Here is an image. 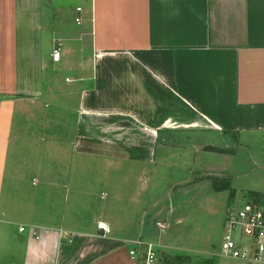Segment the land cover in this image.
Here are the masks:
<instances>
[{
	"label": "crops",
	"instance_id": "crops-1",
	"mask_svg": "<svg viewBox=\"0 0 264 264\" xmlns=\"http://www.w3.org/2000/svg\"><path fill=\"white\" fill-rule=\"evenodd\" d=\"M214 128L264 131V0H0V263L138 264L83 175Z\"/></svg>",
	"mask_w": 264,
	"mask_h": 264
},
{
	"label": "rangeland",
	"instance_id": "rangeland-1",
	"mask_svg": "<svg viewBox=\"0 0 264 264\" xmlns=\"http://www.w3.org/2000/svg\"><path fill=\"white\" fill-rule=\"evenodd\" d=\"M58 65L51 69L63 78L71 75ZM82 74L89 78L88 66ZM212 116L222 117L218 109ZM163 138L152 162L124 161V168L116 162L106 183L90 172L83 175L90 179L86 189L107 193L94 199L98 206L109 205L116 233L152 244L156 264H256L223 256L221 245L228 213L249 202L251 191L262 193L258 202L264 204V131L168 130ZM99 164L97 170L107 168ZM19 247L12 236L0 241V262L12 256L17 261Z\"/></svg>",
	"mask_w": 264,
	"mask_h": 264
},
{
	"label": "built area",
	"instance_id": "built-area-1",
	"mask_svg": "<svg viewBox=\"0 0 264 264\" xmlns=\"http://www.w3.org/2000/svg\"><path fill=\"white\" fill-rule=\"evenodd\" d=\"M52 57L54 61H60L61 43H57L54 47ZM157 226L164 228L160 222H157ZM98 227L105 234L110 232V228L104 222H99ZM24 229L20 227L21 231ZM129 254L132 257L141 255L139 264H156V254L150 243L146 244L141 240L133 241ZM221 254L227 258L264 264V204L250 200L228 213Z\"/></svg>",
	"mask_w": 264,
	"mask_h": 264
},
{
	"label": "trees",
	"instance_id": "trees-1",
	"mask_svg": "<svg viewBox=\"0 0 264 264\" xmlns=\"http://www.w3.org/2000/svg\"><path fill=\"white\" fill-rule=\"evenodd\" d=\"M208 178H211V177H208ZM249 196L251 197V200H254L256 202H258L260 200V198H261V194L255 192V191H251L249 193Z\"/></svg>",
	"mask_w": 264,
	"mask_h": 264
}]
</instances>
